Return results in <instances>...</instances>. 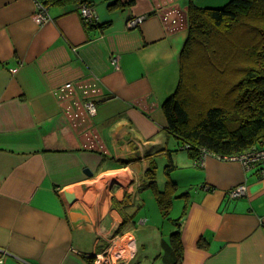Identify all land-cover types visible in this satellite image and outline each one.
<instances>
[{"label": "crops", "instance_id": "obj_1", "mask_svg": "<svg viewBox=\"0 0 264 264\" xmlns=\"http://www.w3.org/2000/svg\"><path fill=\"white\" fill-rule=\"evenodd\" d=\"M229 1L89 0L88 26L77 5H47L49 20L37 23L33 0H0L3 264H89L120 238L134 252L123 264H163L161 242L175 229L180 264H264V177L213 156L196 166L162 110L179 81L188 9ZM172 12L181 23L162 21ZM135 16L144 20L128 28ZM169 163L167 218L147 182L152 164L164 189ZM238 184L245 194L227 197Z\"/></svg>", "mask_w": 264, "mask_h": 264}, {"label": "trees", "instance_id": "obj_2", "mask_svg": "<svg viewBox=\"0 0 264 264\" xmlns=\"http://www.w3.org/2000/svg\"><path fill=\"white\" fill-rule=\"evenodd\" d=\"M44 3L90 6L89 0ZM187 26L179 81L162 104L165 129L176 138L178 149L195 161L203 155H239L264 140V0H230L216 8L191 6ZM152 164L147 186L168 218L177 187L169 174L173 165L168 164L160 190ZM161 249L163 264L181 263L178 229L161 242Z\"/></svg>", "mask_w": 264, "mask_h": 264}, {"label": "built area", "instance_id": "obj_3", "mask_svg": "<svg viewBox=\"0 0 264 264\" xmlns=\"http://www.w3.org/2000/svg\"><path fill=\"white\" fill-rule=\"evenodd\" d=\"M36 12L33 14V20L37 23H43L49 20L46 12L47 5L45 0H33ZM79 15L83 22L93 24L96 21L95 13L93 12L92 8L88 5H82L79 7ZM173 16V17H172ZM161 19L164 23L171 21L173 24L181 23L183 17L181 14L177 13H169L163 14ZM144 20V16H135L131 17L127 21L128 28H134L138 26ZM186 24V18H185ZM111 63L113 65H117V60L115 57L111 58ZM85 109L90 115L95 113V104L93 101L88 100L84 103ZM206 156H201L199 160L195 161L196 166H202L204 163V159ZM220 160L224 161H237L239 162L243 168L247 170H256L257 174L260 177H264V140L252 146L251 148L247 149L245 152L240 153L236 156L231 157H222L219 158ZM246 192V187L244 184H238L227 191V197L230 199H236L243 196ZM125 241V240H124ZM128 248H121L118 247L114 248L113 245L106 247V249L100 253L95 254L92 257L91 264H123L127 258H130L133 255V251L130 250L132 248L130 240ZM123 243V242H122ZM127 243V242H126ZM0 264H3V260L0 258Z\"/></svg>", "mask_w": 264, "mask_h": 264}, {"label": "rangeland", "instance_id": "obj_4", "mask_svg": "<svg viewBox=\"0 0 264 264\" xmlns=\"http://www.w3.org/2000/svg\"><path fill=\"white\" fill-rule=\"evenodd\" d=\"M169 144H171V141H169ZM158 172H157V176H158V178L160 179V178H162V168L161 167H159L158 168V170H157ZM146 192V196H148L149 195V191L148 190H146L145 191ZM151 194V193H150ZM145 214H146V217H148V218H150V214L148 213V212H146L145 211ZM144 216V215H143ZM169 217L170 218H174V213L172 212L170 215H169ZM121 239H123V238H120L119 240L118 239H112L111 241H110V245H113L114 246V248H116V247H118L119 249H121V248H123V249H125V248H128L129 247V239H124L125 241V243H122V240ZM127 242V243H126ZM4 253H6V252H4ZM135 264H138L137 262L135 263Z\"/></svg>", "mask_w": 264, "mask_h": 264}, {"label": "water", "instance_id": "obj_5", "mask_svg": "<svg viewBox=\"0 0 264 264\" xmlns=\"http://www.w3.org/2000/svg\"><path fill=\"white\" fill-rule=\"evenodd\" d=\"M88 175L91 176L92 173L89 172ZM67 197H68V200H69L70 202H72L73 199H74V198H73V195H72L71 193H67ZM73 214H75V213H72L71 216H72ZM1 251H2V250H1ZM2 253H4V251H2ZM92 257H93V256H92Z\"/></svg>", "mask_w": 264, "mask_h": 264}]
</instances>
